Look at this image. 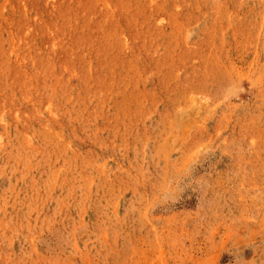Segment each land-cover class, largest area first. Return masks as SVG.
<instances>
[{
	"label": "rangeland",
	"instance_id": "obj_1",
	"mask_svg": "<svg viewBox=\"0 0 264 264\" xmlns=\"http://www.w3.org/2000/svg\"><path fill=\"white\" fill-rule=\"evenodd\" d=\"M0 264H264V0H0Z\"/></svg>",
	"mask_w": 264,
	"mask_h": 264
},
{
	"label": "bare ground",
	"instance_id": "obj_2",
	"mask_svg": "<svg viewBox=\"0 0 264 264\" xmlns=\"http://www.w3.org/2000/svg\"><path fill=\"white\" fill-rule=\"evenodd\" d=\"M29 94V93H28ZM69 95V94H68ZM46 96H48V95H46ZM6 98V97H5ZM16 99V98H15ZM17 100V99H16ZM12 109V108H11ZM8 136V135H7ZM18 154V153H17ZM18 156V155H17Z\"/></svg>",
	"mask_w": 264,
	"mask_h": 264
}]
</instances>
